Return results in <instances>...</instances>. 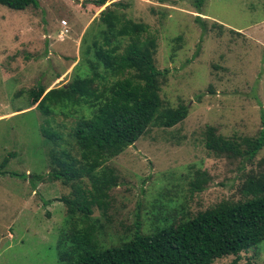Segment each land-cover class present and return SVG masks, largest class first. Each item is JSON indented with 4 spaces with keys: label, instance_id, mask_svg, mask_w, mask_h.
<instances>
[{
    "label": "rangeland",
    "instance_id": "374dc122",
    "mask_svg": "<svg viewBox=\"0 0 264 264\" xmlns=\"http://www.w3.org/2000/svg\"><path fill=\"white\" fill-rule=\"evenodd\" d=\"M92 1L37 0L21 10L0 5V163L6 158L0 167V264L63 263L57 240L66 229L65 205L58 198L72 187L32 176L48 172L47 153L55 144L40 126L60 134L58 147L78 159L71 131L86 111L42 113L28 92L70 80L104 8L146 25L144 36L155 43L154 66L166 71L159 78L162 107L182 104L187 113L171 127L148 126L97 169L98 176L110 170L116 183L106 191L103 210L92 206L91 217L101 225L99 243L116 244L135 222L148 233L222 200L242 201L249 197L241 190L246 178L264 172V144L251 162L204 147L208 126L234 141L254 138L261 128L264 0H203L198 9L195 0ZM201 176L202 189L193 190ZM90 183L86 176L78 183L85 194ZM234 258L211 264H264V241Z\"/></svg>",
    "mask_w": 264,
    "mask_h": 264
},
{
    "label": "trees",
    "instance_id": "16d2710c",
    "mask_svg": "<svg viewBox=\"0 0 264 264\" xmlns=\"http://www.w3.org/2000/svg\"><path fill=\"white\" fill-rule=\"evenodd\" d=\"M202 1L195 0L197 9ZM92 3L99 6L102 0ZM0 5L21 10L36 6L37 0H0ZM97 19L98 29L84 47V62L75 66L70 80L47 90L38 85L28 92L30 103L42 113L54 108L77 111L85 107L86 111L77 117L71 131L78 159L58 147L60 134L40 126L45 139L55 144L47 153L48 172L32 176L37 181H59L72 187L68 195L58 198L65 205L66 229L59 232L57 240L62 264H211L228 255L235 260L240 252L258 246L264 241V172L246 178L241 190L249 197L242 201L222 200L192 216L180 215L175 222L154 226L148 233L140 232L135 222L132 233L116 244L99 243L101 225L91 217L92 206L103 210L106 191L116 183L110 170L98 176L97 169L136 141L148 126L166 128L180 122L187 107H162L159 78L166 71L154 66L155 43L144 36L145 24L122 18L110 8L100 10ZM260 123L256 137L240 141L215 135L214 128L208 126L204 147L251 162L264 144L262 114ZM5 162L6 158L0 167ZM85 176L91 180L92 191L87 194L78 184ZM197 177L192 184L196 191L206 181L204 176L201 180Z\"/></svg>",
    "mask_w": 264,
    "mask_h": 264
},
{
    "label": "built area",
    "instance_id": "2783aa9c",
    "mask_svg": "<svg viewBox=\"0 0 264 264\" xmlns=\"http://www.w3.org/2000/svg\"><path fill=\"white\" fill-rule=\"evenodd\" d=\"M61 23H63V25H64V24H65V21H64V20H62V21H61ZM64 31H66V30L64 29Z\"/></svg>",
    "mask_w": 264,
    "mask_h": 264
},
{
    "label": "water",
    "instance_id": "95a60500",
    "mask_svg": "<svg viewBox=\"0 0 264 264\" xmlns=\"http://www.w3.org/2000/svg\"><path fill=\"white\" fill-rule=\"evenodd\" d=\"M104 9H106V8H104Z\"/></svg>",
    "mask_w": 264,
    "mask_h": 264
}]
</instances>
